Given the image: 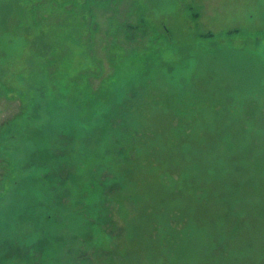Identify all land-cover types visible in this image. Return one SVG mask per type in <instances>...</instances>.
<instances>
[{
  "label": "rangeland",
  "instance_id": "1",
  "mask_svg": "<svg viewBox=\"0 0 264 264\" xmlns=\"http://www.w3.org/2000/svg\"><path fill=\"white\" fill-rule=\"evenodd\" d=\"M59 261L264 264V0H0V264Z\"/></svg>",
  "mask_w": 264,
  "mask_h": 264
},
{
  "label": "trees",
  "instance_id": "2",
  "mask_svg": "<svg viewBox=\"0 0 264 264\" xmlns=\"http://www.w3.org/2000/svg\"><path fill=\"white\" fill-rule=\"evenodd\" d=\"M201 107H197V108H195V112L193 113V115H195V117L193 118L192 116H191V120H190V122H189V124L191 125V127H190V129L192 130V126H194V124L196 123V118H197V113L199 114L200 112H201ZM104 113H106V112H104ZM97 124H99L98 126H101V125H103V124H106V130H109L108 129V127H107V124H108V118H107V115L105 114L104 115V117H102V119H100V121L99 120H97ZM189 129V130H190ZM177 130H179L178 129V127H177ZM190 130V131H191ZM118 131V133H119V130H117ZM114 132H115V130H114ZM113 132V133H114ZM113 135V134H112ZM189 138V137H188ZM187 137H183V139L184 140H187L188 139ZM183 139H180V140H183ZM180 140H176L175 142L176 143H181L180 142ZM183 140V141H184ZM40 145H41V147H43V149H45L44 151V153H45V160H44V162H41V164H43L42 165V168H43V171H48V172H46L45 173V176H44V178H42V185H41V191H38V190H36L35 192H38V194L37 195H39L41 198H43V199H45L44 201L48 204V205H50V211H49V214H50V216H49V218H48V220L49 221H52V220H54V216L56 217L57 215V213H63L65 210H64V208L62 207V204H60L61 203V198L59 197V195H61L62 194V192H63V189H64V185L63 184H58V181H57V179H58V175H53L52 173H51V168H52V166H48V169H46V168H44V163H50V164H52V165H56V162H58V161H60L61 159H62V157L60 156H55V154H54V152H53V145H51L50 144V140L49 141H46V140H44L43 142H41L40 143ZM160 147V146H159ZM161 152V151H160ZM163 155V154H162ZM155 156V155H154ZM168 158L169 157H167V158H165L164 157V155H163V159H165V162H166V164H167V166L168 167H170L171 166V162L170 161H168ZM123 159V158H122ZM125 161H126V159H125ZM166 166V167H167ZM54 168V167H53ZM169 169H167V171H168ZM174 172V171H173ZM173 172H171V173H169V172H166V171H164V173L163 174H161V176H160V181H164L165 183H168L169 181H170V175H173V174H175V173H173ZM168 174H170L169 176H168ZM124 175V174H123ZM172 177V176H171ZM124 183V182H123ZM89 185H86L85 186V184H84V182H79V185H78V188L76 189V192H77V194L79 195V194H82L83 193V191H85V189H87V187H88ZM94 187H95V190H96V192L95 193H93L92 195H91V199H93V200H95V199H100L101 197V195L103 194L102 193V189H103V187L101 188V186H100V184H97V185H94ZM78 195H75V197H74V199L75 198H77L78 197ZM78 199V198H77ZM76 199V200H77ZM28 211V210H27ZM33 213V212H32ZM36 216H37V221H36V226H40L39 224L40 223H38L39 222V218H40V216H41V213H37V214H35ZM43 215V214H42ZM60 216H61V214H60ZM48 221V222H49ZM53 222V221H52ZM101 223H96V225H92V226H94L95 228H96V230L98 229V231L101 229V227L99 226ZM45 225L47 226H49V224H47V223H45ZM51 225V224H50ZM62 226V225H61ZM38 228V227H37ZM61 227L60 226H58V227H56V229H54L55 230V233H56V230H59ZM53 230V231H54ZM92 234L94 235L95 234V231H93L92 232ZM37 236V235H36ZM37 237H35V239H36ZM35 239H32V240H35ZM57 239H58V237H54V239H53V242H57ZM48 252V251H47ZM57 252V251H56ZM49 253V252H48ZM58 253V252H57ZM50 254H51V252H50ZM54 254H56V253H54ZM46 255H47V253H46ZM51 257H52V255H51ZM58 261V260H57ZM53 263V262H52ZM51 263V264H52ZM53 264H57V263H53ZM58 264H62L60 261H59V263Z\"/></svg>",
  "mask_w": 264,
  "mask_h": 264
}]
</instances>
